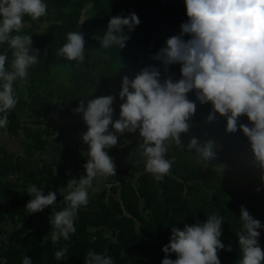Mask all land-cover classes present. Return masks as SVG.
<instances>
[{
  "label": "trees",
  "instance_id": "1",
  "mask_svg": "<svg viewBox=\"0 0 264 264\" xmlns=\"http://www.w3.org/2000/svg\"><path fill=\"white\" fill-rule=\"evenodd\" d=\"M44 3L47 15L41 18L49 23L42 31L35 30L30 17L23 18L29 25L19 34L31 37L39 62L29 68L26 83L14 82L17 104L9 111L8 123L3 128L14 140H19L29 157L44 150L47 137L55 132L53 139L62 141L67 133L77 147L63 148L60 159L47 165L36 160L35 168H22L15 181L0 182V208L13 226L7 242L0 238V264H22L24 256L30 257L33 264H85L89 251L111 257L113 264H162L166 255L162 249L169 243L173 226L182 230L185 224L203 223L216 213L224 219L221 242L232 247L230 252H218L221 264H239L242 252L236 234L242 230L241 206L261 222L262 227L257 231L264 250V179L261 178L264 170L254 166L253 160L244 167H233L250 147L248 138L239 128L235 133L227 132L223 116L207 122L212 106L200 104L194 92L188 94V99L196 102V112L188 121L189 132L182 134L185 147L172 143L166 154L167 159L174 158L170 174L156 181L143 166L136 173L133 170L124 175L121 164L128 148L118 139L117 145L108 149L116 166L117 181L114 176H108V188L88 192V204L78 210L75 219V234L67 241L61 238L57 244L52 242L49 218L67 206L61 192L66 193L68 181L86 174L84 165L88 157L81 153L88 149L82 141L87 125L82 114L73 109L81 99L113 95L112 107L114 113H119L122 77L132 78L143 68L155 66L163 80L164 69L152 57L165 46L167 38L180 34V25L188 17L184 0H44ZM86 8L89 19L81 20ZM131 13L138 16L140 24L132 32L124 29L129 36L125 47L100 48L94 37H103L110 18ZM69 32L84 34L82 63L57 54L67 42ZM3 53L8 56L6 68H10L12 50L7 44L0 45V54ZM60 66L68 68V78L56 83L52 75ZM55 105L60 106L64 116L55 127L48 126V116ZM3 115L0 113V118ZM238 123L251 126L246 116L239 117ZM138 132H126L125 136L135 139ZM192 137L201 143L213 140L215 158L202 162L194 151L189 152L186 145ZM0 152L5 160L13 155H5L2 146ZM16 158L11 168L19 171L21 159ZM68 158L74 168L67 162ZM30 185L44 190L45 194L54 191L56 203L42 212L29 214L25 206L32 198L27 193ZM64 247H67L66 258L56 260L54 253ZM167 256L177 258L171 252Z\"/></svg>",
  "mask_w": 264,
  "mask_h": 264
},
{
  "label": "clouds",
  "instance_id": "2",
  "mask_svg": "<svg viewBox=\"0 0 264 264\" xmlns=\"http://www.w3.org/2000/svg\"><path fill=\"white\" fill-rule=\"evenodd\" d=\"M187 22L180 25V34L166 39V44L152 59L160 61L165 78L155 66L143 68L134 77H122L119 98V118L113 120L115 97L102 95L81 99L73 111L82 114L87 131L82 141L88 146L82 155L88 157L84 165L86 174L71 179L67 190L61 192L66 207L49 218L51 240L67 241L75 234L78 210L88 204V189L98 177L115 176V164L108 149L118 143V133L123 135L139 131L142 143L137 151L145 160V171L156 181L170 174L174 158L167 159L169 146L175 143L185 147L182 134L189 132V120L196 112V102L188 99L194 92L200 104L210 103L207 122L216 114L225 117L226 131L238 128L248 138L253 153V164L264 170V0H184ZM47 15L44 0H0V45L12 50L10 68H6L7 53L0 54V128L8 123V113L15 108L17 99L13 85L17 80L27 82L29 68L39 62L38 50L31 49V37L19 34L24 28V17L32 20ZM140 24L135 13L110 18L102 38L95 36L100 48L125 47L129 36ZM17 33L13 35V33ZM188 36L189 39H184ZM85 40L82 32L67 33V42L58 55L77 64L85 60ZM179 64L181 78L168 75L169 66ZM246 116L251 126L238 123ZM114 131H110L109 128ZM200 161L215 158L216 144L209 139L201 143L192 137L186 145ZM264 179V176L261 177ZM259 190V189H257ZM27 193L32 197L26 204L29 214L42 212L56 203V193L30 185ZM223 217L210 215L203 223L183 229H171L169 243L162 251L166 254L162 264H221L220 250L232 251L221 242ZM241 232L237 233L242 257L239 264H264V250L259 244L261 222L241 206ZM175 253L176 259L168 258ZM67 247L54 253L56 260L66 258ZM22 264H33L24 256ZM85 264H113L111 257L89 251Z\"/></svg>",
  "mask_w": 264,
  "mask_h": 264
},
{
  "label": "rangeland",
  "instance_id": "3",
  "mask_svg": "<svg viewBox=\"0 0 264 264\" xmlns=\"http://www.w3.org/2000/svg\"><path fill=\"white\" fill-rule=\"evenodd\" d=\"M90 16V13L88 12V9L86 8L83 11L82 14V19L81 20H88ZM34 23V28L37 32H40L43 30V28L49 23V20L46 18H39V20H32ZM29 25L28 22H26L24 20V28H26ZM23 28V29H24ZM21 35H26V34H22ZM31 49H33V45H30V54L31 53ZM156 63H158L159 65H161L160 61H156L154 60ZM57 71L52 75V79L54 82L56 83H60L65 81L68 78V68L66 66H60L56 69ZM168 75H171L173 77L174 80H178L181 78V74H180V67L178 66V64L175 65H171L169 66L168 69ZM64 116V114L62 113V109L60 108L59 105H55L52 109V112L50 113V115L48 116V122L47 125L48 126H54L56 125V123ZM220 117V115L217 113L216 118L218 119ZM119 118V113H114L113 114V120L115 121L116 119ZM126 132L119 136L118 139H121L123 141V147H127L126 149V155L124 156V158L122 159V164H121V169L123 174H127L131 171H135L136 173V169H139L143 166H145V160L144 158L140 155V158L137 156V154H139V152L137 151L139 145L142 143V138H140L139 136H137L135 139L133 138H127L125 136ZM57 133L55 132L53 135L47 137L48 142L45 146V149L42 151H36L34 153H32V156H26L24 154L23 148L20 146L19 144V140H14L9 133L7 132V130L5 128H0V147L2 146L6 154L9 153H13L12 156L8 157L7 160L3 159L4 154L2 152H0V170L2 169V174H0V182L3 180H16L17 179V175H21L22 173V168L23 169H28L26 165L27 164V159L29 161L32 162V164L35 162L36 160H42V163L44 164H49L53 161L59 160L60 157L62 156V154L60 153L63 148L66 149H71L74 150L76 149V145H75V140L71 139L68 137V134L65 133L64 137L62 138V141H58L53 139L54 137H56ZM22 138V136L20 137ZM172 145V144H171ZM170 145V146H171ZM169 146V148H170ZM48 149V150H47ZM45 150L48 151V154H45ZM46 151V152H47ZM83 153V152H82ZM81 153V155H82ZM66 154L65 152H63V155ZM16 157H20L21 159V164H20V170L16 171L13 170L11 168V164L15 163V161L17 160ZM137 157V158H135ZM253 153L251 150V146L247 149V151L245 152V154L239 158L238 160H236L233 163V167H244L246 164H248L251 160H253ZM26 162H25V161ZM67 162L69 163V165L71 166V168H74V164L72 163L71 159H67ZM118 175L116 174L114 176L113 179H115V182L117 181ZM110 180H108L107 177H98L96 179L93 180L92 182V186L88 189V192H91L93 190H101L103 188H108L109 187V182ZM0 229H1V233H0V238H2L5 242L8 241V236L10 235V233L13 230V226L12 224H10L9 220L6 219V217L3 215L2 213V209L0 208ZM1 262V260H0Z\"/></svg>",
  "mask_w": 264,
  "mask_h": 264
},
{
  "label": "crops",
  "instance_id": "4",
  "mask_svg": "<svg viewBox=\"0 0 264 264\" xmlns=\"http://www.w3.org/2000/svg\"><path fill=\"white\" fill-rule=\"evenodd\" d=\"M110 131H114L112 128H111V126H110V129H109ZM114 134H116L117 135V138H119V136H121L120 134H118V133H114ZM48 150V149H47ZM47 150H45L44 152H45V154L47 153L48 154V151ZM47 151V152H46ZM137 156L140 158V154H137ZM135 158H137V157H135ZM25 161V160H24ZM26 162V161H25ZM27 164L28 165H26L27 166V168L28 169H34L35 168V166H36V163L34 162L33 164H32V162L31 161H29L28 159H27Z\"/></svg>",
  "mask_w": 264,
  "mask_h": 264
},
{
  "label": "built area",
  "instance_id": "5",
  "mask_svg": "<svg viewBox=\"0 0 264 264\" xmlns=\"http://www.w3.org/2000/svg\"><path fill=\"white\" fill-rule=\"evenodd\" d=\"M138 134H139V132H138Z\"/></svg>",
  "mask_w": 264,
  "mask_h": 264
}]
</instances>
